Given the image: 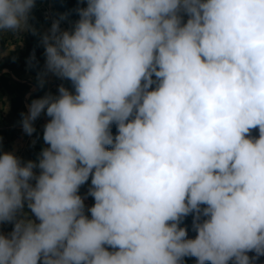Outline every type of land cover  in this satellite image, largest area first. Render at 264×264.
Listing matches in <instances>:
<instances>
[{
	"label": "clouds",
	"instance_id": "obj_1",
	"mask_svg": "<svg viewBox=\"0 0 264 264\" xmlns=\"http://www.w3.org/2000/svg\"><path fill=\"white\" fill-rule=\"evenodd\" d=\"M35 5L0 0V34L37 35ZM73 11L71 30L64 14L40 35L37 81L51 74L74 93L61 84L21 113L29 136L50 118L49 146L26 163L0 154V224L13 225L0 232V264H255L264 0H78ZM89 177L90 218L78 194ZM190 214L195 238L180 226Z\"/></svg>",
	"mask_w": 264,
	"mask_h": 264
},
{
	"label": "rangeland",
	"instance_id": "obj_2",
	"mask_svg": "<svg viewBox=\"0 0 264 264\" xmlns=\"http://www.w3.org/2000/svg\"><path fill=\"white\" fill-rule=\"evenodd\" d=\"M69 2L71 1L36 0L35 8L32 10L31 14L34 19H30L29 23L38 30L39 34H43L51 27L53 20L60 19L62 15L67 14V18L60 21V27L61 30H71L75 22L78 20V16L76 13L72 12L71 9H69ZM187 18V16H184V22H186ZM22 33L32 35L27 31H22L16 34L11 32L0 34V138H2L4 135L8 136L9 133H11L10 131L6 130L4 126L12 123L13 121L12 119L7 118L6 110L10 107L12 110L15 109L11 103L14 99L17 98V100L20 101L22 96L28 94L32 96L37 95L39 98H41L45 94L51 93V87L48 86V83L52 78V75L49 74L46 77V83L43 88L39 87L37 81V73L43 69L45 63L44 53H35L36 61H38V64H36L35 67H29L28 65V59L33 54L31 52L19 53L20 51L17 50V53H6L12 44H16L18 42L19 35ZM153 79H155L154 76ZM54 81L55 86L52 90V95L58 94V87L61 84L68 88L69 91L74 93V88L71 81L66 82L68 84H64L65 80H61L57 77L54 78ZM154 87L155 85H153V88ZM19 107L20 105H18V107L16 105V108ZM17 134L16 132H12L13 137ZM251 135L253 137H258V129L252 130ZM34 141L35 143H33ZM34 141L30 142L32 147L26 151L27 153L25 157L23 155V150L20 152L17 150V153L19 152L18 155L16 151L12 153H14L18 158L21 159L22 162L25 163L29 160L38 161V157L42 149L48 147L49 145L45 144L43 141V134L41 133L34 137ZM4 152L6 151L0 150V154ZM34 171L39 174V169H35ZM90 186L91 177H89L88 182L80 187L78 193L82 198H84L85 212L89 218L91 214L87 212V209L94 204V199L87 194ZM25 211L27 212L28 210L25 209ZM28 215L31 219L35 220V217L31 216L30 212ZM36 222L38 223V221ZM192 223L193 216L190 214L187 217L186 223V229L188 231L189 238H195L196 236V232L192 229ZM12 227V224H0V232L7 234L12 231ZM248 255L253 256L254 253H248ZM255 264H264V256H261L257 261H255Z\"/></svg>",
	"mask_w": 264,
	"mask_h": 264
},
{
	"label": "crops",
	"instance_id": "obj_3",
	"mask_svg": "<svg viewBox=\"0 0 264 264\" xmlns=\"http://www.w3.org/2000/svg\"><path fill=\"white\" fill-rule=\"evenodd\" d=\"M40 35H29V34H20L18 42L16 44H12L10 46V49L7 50L6 53H17V50H19V53H44V47L40 43ZM51 75V74H50ZM54 76L52 75V78L49 81V85L51 87V93L55 86ZM66 82H69L68 80L64 81V84ZM68 84V83H66ZM39 98L37 95H25L21 97V100L18 101L17 98L14 99L11 103L12 106L15 107V109L8 108L6 110V116L7 118L12 119V123H9L8 125L4 126L6 130L10 131L9 135H4L2 138H0V150L6 151V152H15L17 153V150L19 152L23 150V155L25 157L26 151L29 150L32 147V144L30 142L34 141V137L36 135H39L40 133L43 134L44 125L49 121V117H47L45 114H41V116L34 122V127L36 128V132H34L31 136L27 135L23 129L22 125L20 123L22 117L21 113H27L28 111V105L31 103L33 99ZM16 105H20L19 108H16ZM12 130V131H11ZM19 130V132H18ZM12 132H16V136H12ZM17 153V155L19 154ZM23 157V158H24Z\"/></svg>",
	"mask_w": 264,
	"mask_h": 264
},
{
	"label": "trees",
	"instance_id": "obj_4",
	"mask_svg": "<svg viewBox=\"0 0 264 264\" xmlns=\"http://www.w3.org/2000/svg\"><path fill=\"white\" fill-rule=\"evenodd\" d=\"M58 1H60V0H58ZM68 1H71L72 2V3L69 2L70 3V5H69L70 8L69 9H71L72 12H74L73 10L78 6V0H68ZM79 6L86 7V3L79 4ZM78 19H79V16H78ZM111 131H112L113 136H115L117 134V128H116V125L115 124L112 125ZM187 217H185L184 220L182 221V223L180 225L181 227L187 228V226H186ZM108 250L111 251L110 248ZM184 264H196V258L195 257H185L184 258Z\"/></svg>",
	"mask_w": 264,
	"mask_h": 264
}]
</instances>
